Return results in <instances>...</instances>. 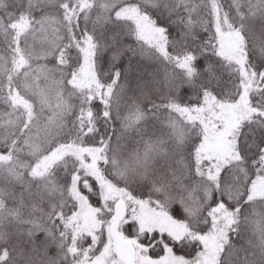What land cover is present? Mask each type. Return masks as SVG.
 I'll return each instance as SVG.
<instances>
[{"label":"snow or ice","instance_id":"snow-or-ice-1","mask_svg":"<svg viewBox=\"0 0 264 264\" xmlns=\"http://www.w3.org/2000/svg\"><path fill=\"white\" fill-rule=\"evenodd\" d=\"M0 264H264V0H0Z\"/></svg>","mask_w":264,"mask_h":264}]
</instances>
